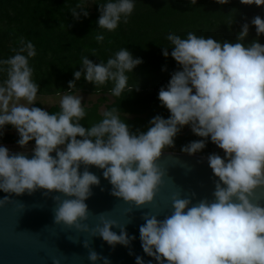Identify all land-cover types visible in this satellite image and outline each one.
<instances>
[{"label":"clouds","instance_id":"obj_1","mask_svg":"<svg viewBox=\"0 0 264 264\" xmlns=\"http://www.w3.org/2000/svg\"><path fill=\"white\" fill-rule=\"evenodd\" d=\"M190 2L195 5L197 0ZM216 2L226 4L228 0ZM240 2L264 6V0ZM134 7L133 0L99 4L96 23L101 29L114 31L121 22L128 23ZM70 11L77 21L89 15L80 4ZM251 25L257 37L264 34L260 16L252 18ZM248 35V23L242 25L235 42H220L193 32L187 33L186 39L169 34L170 55L181 70L171 74L166 87L160 88L158 99L170 116L165 119L156 115L146 132L136 133L130 132L115 107L85 128L80 123L86 116L83 97L69 91L58 93L59 112L49 114L33 107L39 84L32 80L29 59L35 57L36 50L30 41L21 39L19 48L13 49L14 55L0 60V72L7 77L0 83V136L6 125L13 126L21 148L35 141L34 154L32 158L10 154L6 146H0V191L31 195L44 189L45 197L61 193L67 198L51 197L57 203L56 224L90 232L112 247H128L136 237H129L124 226L106 219L103 213L95 228L80 223L88 219L85 201L93 194L91 187L100 184L89 166L103 170L104 179L112 186L110 195L140 208L153 202L163 182L165 173L156 164L162 151L174 148V138L184 126H190L202 139L182 146L181 152L199 153L210 138L224 153L223 157L217 153L207 156L218 178L214 200L205 198L193 204L194 192L192 198H181L177 192L171 198V215L161 220L143 214L145 223L139 228L143 252L157 264H264V206L250 200L255 189L264 187V45L257 39L245 46L242 42ZM96 40L102 42L104 36L98 34ZM168 48L162 49L165 58ZM141 63L143 60L134 58L127 48L120 49L107 63L96 64L84 56L81 70L74 72L68 88H74L83 75L95 86L114 82L111 94L120 97L127 85L126 73ZM8 201L5 196L0 205ZM113 227L120 228V234L113 232ZM84 247L90 249L88 259L92 264L101 260L110 264L87 241ZM53 264L60 262L54 260ZM136 264H144L143 257L136 256Z\"/></svg>","mask_w":264,"mask_h":264},{"label":"trees","instance_id":"obj_2","mask_svg":"<svg viewBox=\"0 0 264 264\" xmlns=\"http://www.w3.org/2000/svg\"><path fill=\"white\" fill-rule=\"evenodd\" d=\"M107 2L94 0L93 6H89L86 0H0V60L13 56V49L19 48L21 39L30 41L36 50L29 65L33 69V82L39 84L38 95H58L65 91L98 94L95 100L82 101L86 116L80 123L85 128L99 122L102 113L114 107L132 133L146 132L149 121L156 115L165 119L170 116L158 99L160 88L166 87L171 74L181 70L170 55L172 45L166 39L169 34L186 39L187 33L193 32L220 42H235L242 25L248 23L249 35L242 43L248 46L258 39L264 45V34L257 37L255 26L251 25L255 16L264 19V6L245 5L240 0H228L226 4L197 0L195 5L190 0H133L135 7L128 23L121 22L114 31H108L96 23L99 4ZM77 4L89 12L88 17L81 16L78 21L72 17L70 9ZM98 34L104 36L102 42L96 40ZM163 47H169L167 58L162 54ZM122 48H127L143 63L126 73L128 81L120 97L111 94L114 82L95 86L83 75L69 90L68 83L74 80V72L81 70L82 57L87 56L96 64L107 63ZM6 78V73L0 72V83ZM32 106L45 110L41 99ZM45 111L59 112V103H53ZM18 139L16 129L6 125L0 142ZM199 139L202 138L193 134L190 126H184L174 138L175 147L166 149L181 150L182 146ZM200 153L221 155L222 150L209 138Z\"/></svg>","mask_w":264,"mask_h":264},{"label":"water","instance_id":"obj_3","mask_svg":"<svg viewBox=\"0 0 264 264\" xmlns=\"http://www.w3.org/2000/svg\"><path fill=\"white\" fill-rule=\"evenodd\" d=\"M51 105L45 104L44 109L47 110ZM8 149L10 154L21 153L28 158L34 154L33 148ZM51 155L55 156V152ZM208 155L200 152L188 155L181 150L164 149L156 161L165 173L163 182L153 202L140 208L110 195L112 186L104 179L103 170L89 166L88 170L99 177L100 184L91 187L93 194L85 201L89 210L88 219L80 223L87 224L90 229L95 228L100 224V214L103 213L106 219L124 226L129 237H136L128 247L119 244L112 247L101 237H93L90 232L77 231L74 226L63 223L56 224L54 209L57 203L51 197L59 195L61 200L66 199L61 193L53 192L45 197L44 189H37L31 195L27 192L16 195L0 191V199L5 196L10 199L0 205V264H53L54 260H59L60 264H92L88 259L90 249L84 247L85 241L99 255L107 257L110 264H136V256L143 257L144 264L150 261L151 264H157L141 247L139 228L145 223L142 216L155 215L162 220L171 215V198L177 192L181 198H192L194 192L193 204L205 198L213 201L214 182L218 178L214 177L208 165ZM83 170L84 166L81 165L80 172ZM250 200L264 206V187L255 189ZM111 230L120 234L118 227ZM96 264H103V261H97Z\"/></svg>","mask_w":264,"mask_h":264},{"label":"rangeland","instance_id":"obj_4","mask_svg":"<svg viewBox=\"0 0 264 264\" xmlns=\"http://www.w3.org/2000/svg\"><path fill=\"white\" fill-rule=\"evenodd\" d=\"M86 3L89 6H93L94 0H86ZM64 93H60V95H63ZM60 95H38L37 99H41L44 101L45 104H52V103H59ZM72 95H81L83 97L82 101H90L95 100L98 97V94H92V93H85L82 91H77L73 93ZM21 103H26V101H21ZM104 108V106H102ZM0 146H6L7 148H21L17 142H0ZM35 146V142H30L25 148H33ZM224 153L222 150L221 156L223 157Z\"/></svg>","mask_w":264,"mask_h":264},{"label":"crops","instance_id":"obj_5","mask_svg":"<svg viewBox=\"0 0 264 264\" xmlns=\"http://www.w3.org/2000/svg\"><path fill=\"white\" fill-rule=\"evenodd\" d=\"M53 104V103H52Z\"/></svg>","mask_w":264,"mask_h":264}]
</instances>
